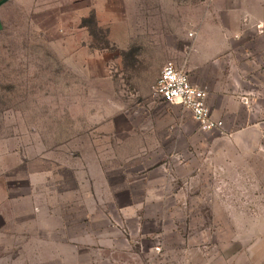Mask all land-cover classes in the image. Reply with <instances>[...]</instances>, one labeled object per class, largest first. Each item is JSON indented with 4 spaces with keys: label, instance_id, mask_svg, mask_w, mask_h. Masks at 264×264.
I'll return each instance as SVG.
<instances>
[{
    "label": "rangeland",
    "instance_id": "1",
    "mask_svg": "<svg viewBox=\"0 0 264 264\" xmlns=\"http://www.w3.org/2000/svg\"><path fill=\"white\" fill-rule=\"evenodd\" d=\"M30 4L42 14L0 31V142L16 174L22 157L45 178L48 234L45 250L43 235L15 234L31 249L6 252V264H168L204 238L235 249L246 236L225 234L221 216L254 211L263 188L216 187L214 136L153 95L193 32L183 12L216 22L213 0Z\"/></svg>",
    "mask_w": 264,
    "mask_h": 264
},
{
    "label": "crops",
    "instance_id": "2",
    "mask_svg": "<svg viewBox=\"0 0 264 264\" xmlns=\"http://www.w3.org/2000/svg\"><path fill=\"white\" fill-rule=\"evenodd\" d=\"M30 3L31 0H3L0 31L8 22H32V18L40 16V7L32 10ZM213 10L216 22H207L205 14L199 22H191L190 12H183L182 22H187L186 27L193 32L183 36L181 61L175 65L189 74L192 84L208 90L213 117L224 124L223 129L206 133L215 138L216 187L263 189L254 211L239 214L231 210L221 216L231 220L225 234L246 236L234 238L235 249L223 243L211 245L204 238L198 248L182 244L184 257L166 263L264 264V0H213ZM8 151L0 142V264L7 263L6 252L31 249L28 241L11 239L15 234L43 235L37 250H45L48 234L46 180L39 178L36 182L31 164L22 157L17 163L18 174L25 171V178H16L15 156L13 152L9 156ZM40 171L34 172L39 175ZM55 216L61 219L62 212ZM240 219L247 220L245 226ZM54 233L60 237L65 231L62 227L54 229ZM55 240L62 249L64 242ZM78 245L75 244L79 249ZM157 263L160 262H154ZM93 264L100 262L94 260ZM101 264L125 262L102 259Z\"/></svg>",
    "mask_w": 264,
    "mask_h": 264
},
{
    "label": "built area",
    "instance_id": "3",
    "mask_svg": "<svg viewBox=\"0 0 264 264\" xmlns=\"http://www.w3.org/2000/svg\"><path fill=\"white\" fill-rule=\"evenodd\" d=\"M3 0H0V3ZM208 90L192 84L189 74L178 68L174 62H168L163 68L153 95L170 104H178L189 111L199 126L206 131L223 129L224 124L215 120L208 105Z\"/></svg>",
    "mask_w": 264,
    "mask_h": 264
}]
</instances>
